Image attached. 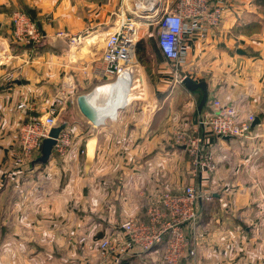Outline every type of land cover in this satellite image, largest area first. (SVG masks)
Here are the masks:
<instances>
[{
  "label": "crops",
  "instance_id": "0c3cea01",
  "mask_svg": "<svg viewBox=\"0 0 264 264\" xmlns=\"http://www.w3.org/2000/svg\"><path fill=\"white\" fill-rule=\"evenodd\" d=\"M116 1L0 0V264H156L150 259L159 256V247L116 259L96 242L119 232L126 219L144 221L150 200L190 182L208 197L201 201L192 238L194 264L264 258V0H224L218 26L187 40L180 69L205 82L203 108L217 98L256 118L244 138L207 131L206 148L216 167L196 177L170 134L176 125L195 123L197 91L182 84L153 86L140 109L131 101L97 126L78 109L79 92L111 80L96 70L103 47L78 56L74 44L90 28H113L98 25ZM156 2L166 9L174 0H124L127 9ZM96 6L98 18L92 19ZM22 8L30 10L42 32L35 47L11 38L10 15ZM250 22H260L261 30L246 34L241 27ZM58 32L83 36L70 47ZM151 49L161 64L156 42ZM56 99V123L71 135L67 154L51 152L46 163L33 166L17 162L18 127L32 116H45Z\"/></svg>",
  "mask_w": 264,
  "mask_h": 264
},
{
  "label": "built area",
  "instance_id": "2783aa9c",
  "mask_svg": "<svg viewBox=\"0 0 264 264\" xmlns=\"http://www.w3.org/2000/svg\"><path fill=\"white\" fill-rule=\"evenodd\" d=\"M224 9V0H174L164 9L156 23V45L164 59L174 66L183 65L188 38H202L209 30L218 26ZM10 20L13 42L30 47L40 43L42 32L29 14L22 9H15ZM133 25L130 17L121 12L114 29L105 39L96 70L109 80L118 76L126 63L135 60V47L132 44H135L136 33L132 29ZM79 37L69 36L70 47ZM175 76L177 81L182 78L176 72ZM57 103H60L59 100H54L45 116H32L18 127L19 163L31 164L42 139L57 124ZM22 106V103L18 104V108ZM253 120V113H242L236 105L215 98L201 110L194 124L175 132L174 141L182 145L189 154L192 174L196 176L204 169L212 172L216 163L211 151L206 148L204 134L209 131L218 136L244 138L248 135ZM71 142L70 132L63 127L52 151L64 157ZM207 198L205 192L196 188L193 183L176 190L163 191L150 200L144 221L132 218L124 220L118 226L119 232L102 236L97 240V245L104 254L112 256L151 251L159 247L163 260L168 264H175L189 250V239L196 232L201 201Z\"/></svg>",
  "mask_w": 264,
  "mask_h": 264
},
{
  "label": "rangeland",
  "instance_id": "374dc122",
  "mask_svg": "<svg viewBox=\"0 0 264 264\" xmlns=\"http://www.w3.org/2000/svg\"><path fill=\"white\" fill-rule=\"evenodd\" d=\"M172 2H173V0H172ZM172 2H170V4ZM114 7H115V10H113L112 13L107 12V15L102 18V20H104V22L101 23L98 26H100V27L104 26L105 27L107 25L108 27L109 26L115 27V24H116V21H117V18H118V14H120L121 12H125L126 16L130 17V20L132 22H134V23H136V22L147 23L145 26L143 25V26L138 28V30L136 32V35H135L136 36L135 47H136V43H138L139 40H143L145 46L147 47V44H148V46L151 48V43L154 45L155 42H156V39H157V29H156L157 20H155V21H147L146 19H143V18L134 19L133 16H130V15L127 14V10H129V9H127V7H126V5L124 3V0H117ZM22 10H23V8H22ZM93 11H94V14L97 16V13L99 11L98 7L96 6L95 8H93ZM150 11H152V8H151ZM96 16H93L91 18L92 19L98 18V16L97 17ZM257 23L259 24V26L261 25L260 22H257ZM260 27L254 32H259L261 30ZM95 28L96 27L90 28V31L93 32V30ZM101 30H103V29H101ZM83 35H88V33L83 34ZM83 35L81 34V36H83ZM59 36H67L66 40H67V42H69L68 37L70 35L62 34V35H59ZM147 51H149L148 48H147ZM140 55H141V57H144L146 55V53H144L143 51L138 50V49L135 48V61L142 67L143 76H144V83H145L147 89L150 92L153 93V91H152L153 86H154V88H159V89L160 88H165L166 89V88L173 87L175 84L176 85L181 84L180 81L176 80V76H175V72L177 73L178 77L183 76V72L180 69L181 66H174L171 62H168L165 59L162 60L161 64H158L155 61L154 62L151 61L152 63L149 62V65L144 66L141 63V61H139V59H138V58H140ZM164 69H165V72L169 71V72H166L165 75L163 74L164 72L162 71ZM149 101H147V100H133V102H134L133 104L135 105L136 108L140 109V107L144 106V104H146ZM184 117H186L187 120H190V115H185ZM176 126H174L172 128V130H171V134L170 135H171V138H172L171 139L172 142L174 141L175 132L180 130ZM174 143H175V141H174ZM51 152L54 153L53 151H51ZM184 152L186 154V161L188 162V165H187L188 166V170L190 172H193V170H192L193 166L189 162L190 161V157H189V154L187 153V151L185 150V148H184ZM211 153H212V155H211L212 159H213V161H215L214 156H213V152L211 151ZM18 156H19V150H18L17 158H18ZM16 161H17V159H16ZM37 168H39V167H37ZM203 171L210 172V171H207L206 169H204ZM192 176L196 177L197 175L195 176L194 174H192ZM190 183H192V182H190ZM254 229H256V231H258L260 229V227L256 226ZM189 242H190L189 247H188L189 250H187V252L184 254V256L180 257L175 264H194L195 263L194 262V256H193L194 255V246L195 245H194V241L192 239V236L190 237ZM97 247H98V245H97ZM98 249L102 253H104V251H102L99 247H98ZM145 252H147V251H145ZM162 256H163V253L161 252V253H159V256L157 258L150 259V262L151 263L155 262L156 264H168V263H166L163 260ZM114 257L116 259L119 258V256H114ZM237 258H239V257H237V256L235 257V259L233 261V264H244V263L246 264L247 263V258L242 257L243 260H237ZM139 263H141V262H139ZM258 263H264V258L263 257L259 258V257L255 256V255H251L249 264H258Z\"/></svg>",
  "mask_w": 264,
  "mask_h": 264
},
{
  "label": "bare ground",
  "instance_id": "6f19581e",
  "mask_svg": "<svg viewBox=\"0 0 264 264\" xmlns=\"http://www.w3.org/2000/svg\"><path fill=\"white\" fill-rule=\"evenodd\" d=\"M149 7L150 6H142L139 7L140 9H136L134 6L129 10L133 11V13L140 17H151L156 11L147 14V12L150 11L148 10L146 11V14H144V9H148ZM150 8H156L155 3L151 5ZM146 24L147 23L143 22L134 23L132 26L134 33L137 32L139 27L143 25L145 26ZM113 29L114 27L100 32H91L84 39H80L78 43L74 44L75 49H77L76 55H86V53L90 52V48L93 46L96 48L103 47L107 35ZM90 94V96L97 99L99 103H102L105 107L109 106L111 109L128 104L133 100H150L149 91L144 83L142 67L134 59L126 63L123 71L113 78V80L111 79L110 82H106L96 87L94 86V91Z\"/></svg>",
  "mask_w": 264,
  "mask_h": 264
},
{
  "label": "water",
  "instance_id": "95a60500",
  "mask_svg": "<svg viewBox=\"0 0 264 264\" xmlns=\"http://www.w3.org/2000/svg\"><path fill=\"white\" fill-rule=\"evenodd\" d=\"M155 7L158 9L156 10V13L151 17H140L137 14L133 13V11L127 10V14L130 16H133L134 19L143 18L147 21H155L158 20L162 12L164 11L162 6H159V3H155ZM151 10L150 8L144 9V14H146V11ZM133 48L135 47V44H132ZM180 83L186 88V90L190 92H194L195 90L199 89L201 92V96L199 101L197 102L195 106V110L193 112L194 121H196V118L198 114L201 112L202 108L206 104L207 101V88L206 84L203 81H195L190 76L184 75L182 76ZM95 84L89 88L86 91L79 92L76 96V104L78 106V109L80 113L89 120L94 125L102 124L104 121V118L106 116H112V112L114 109H111L109 106L105 107V105L100 104L97 99L92 98L90 93L94 91ZM256 120V118L254 119ZM252 121V123L254 122ZM251 123V124H252ZM64 127L63 123H57L56 125L52 126L49 129L48 135L44 137L41 141L40 147H39V154L32 159L31 165L34 164H44L47 162L53 145L55 144L56 138L58 136L59 131ZM225 138H229L230 136H224Z\"/></svg>",
  "mask_w": 264,
  "mask_h": 264
},
{
  "label": "trees",
  "instance_id": "16d2710c",
  "mask_svg": "<svg viewBox=\"0 0 264 264\" xmlns=\"http://www.w3.org/2000/svg\"><path fill=\"white\" fill-rule=\"evenodd\" d=\"M259 0H255V2H258ZM264 1H262V3H263ZM26 13H28L33 19H34V16H33V14H31V12H30V10L29 9H27V8H24L23 9ZM260 26H259V24L257 23V22H250V23H246L244 26H242L241 28H242V30L246 33V34H251V33H253L254 31H256L258 28H259ZM136 49H138V50H141V51H143L144 53H146V55L144 56V57H141V55H140V58H138L139 59V61H141V63L144 65V66H147V65H149V62H151V61H155L154 60V54H153V52H152V49L148 46V44H147V47L145 46V44H144V42H143V40H139L138 41V43H136V47H135ZM147 48H148V50L149 51H147ZM152 63V62H151ZM195 91H197V96H196V101L198 102L199 101V99H200V96H201V92H200V90L199 89H197V90H195ZM194 91V92H195ZM197 102H196V104H197ZM38 151H36L35 152V154L37 153Z\"/></svg>",
  "mask_w": 264,
  "mask_h": 264
}]
</instances>
